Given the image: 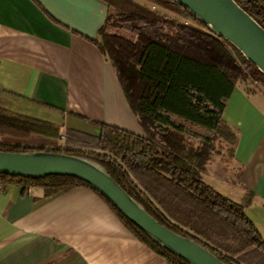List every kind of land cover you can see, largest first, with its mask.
Instances as JSON below:
<instances>
[{"label": "trees", "instance_id": "trees-1", "mask_svg": "<svg viewBox=\"0 0 264 264\" xmlns=\"http://www.w3.org/2000/svg\"><path fill=\"white\" fill-rule=\"evenodd\" d=\"M108 11L90 40L112 66L143 136L99 124L91 136L67 131L58 146L56 127L39 135L0 125V151L63 153L91 161L160 225L204 248L224 264H264V242L244 214L253 194L239 202L203 181L210 155L225 148L232 158L237 132L222 120L235 85H262L264 76L229 43L216 37L173 0H100ZM264 30L262 0H232ZM123 28L129 40L106 33ZM243 91L248 93L243 89ZM43 198L87 184L70 177L23 179L0 176ZM122 226L166 264H187L122 217Z\"/></svg>", "mask_w": 264, "mask_h": 264}, {"label": "crops", "instance_id": "crops-1", "mask_svg": "<svg viewBox=\"0 0 264 264\" xmlns=\"http://www.w3.org/2000/svg\"><path fill=\"white\" fill-rule=\"evenodd\" d=\"M107 11L100 0H0L1 126L39 135L50 124L58 146L67 131L98 135L99 124L143 136L112 66L88 41ZM222 120L238 135L230 179L208 185L233 202L253 194L244 214L264 242V95L235 85ZM0 264L166 263L87 188L43 198L4 183Z\"/></svg>", "mask_w": 264, "mask_h": 264}, {"label": "water", "instance_id": "water-1", "mask_svg": "<svg viewBox=\"0 0 264 264\" xmlns=\"http://www.w3.org/2000/svg\"><path fill=\"white\" fill-rule=\"evenodd\" d=\"M216 37L235 48L264 76V30L232 0H173ZM264 2V0H262ZM0 176L77 179L104 198L122 217L161 248L187 264H224L193 241L175 234L150 217L97 164L63 153L0 151Z\"/></svg>", "mask_w": 264, "mask_h": 264}, {"label": "rangeland", "instance_id": "rangeland-1", "mask_svg": "<svg viewBox=\"0 0 264 264\" xmlns=\"http://www.w3.org/2000/svg\"><path fill=\"white\" fill-rule=\"evenodd\" d=\"M139 4H145L142 0H134ZM106 33L110 35H117L129 40L134 39V35L123 29V28H113V27H106ZM239 85L242 89L246 90L247 92H261L264 95V88L262 85H256L254 83H240L237 84ZM230 161V158L226 156L225 153V148L223 149H218L214 151L209 158V161L206 164V170L203 175V181L208 184L209 182H212L213 177H219V179L222 180H228L230 177V171H229V165L228 162ZM219 175V176H217ZM223 176V177H221Z\"/></svg>", "mask_w": 264, "mask_h": 264}, {"label": "built area", "instance_id": "built-area-1", "mask_svg": "<svg viewBox=\"0 0 264 264\" xmlns=\"http://www.w3.org/2000/svg\"><path fill=\"white\" fill-rule=\"evenodd\" d=\"M59 138H62V137H59ZM3 185H4V183L2 181H0V192L3 190Z\"/></svg>", "mask_w": 264, "mask_h": 264}]
</instances>
